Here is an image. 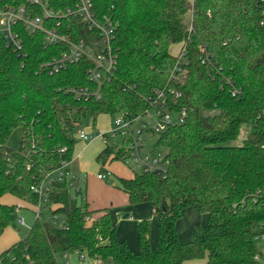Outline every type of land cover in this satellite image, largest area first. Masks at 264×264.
<instances>
[{"label": "trees", "instance_id": "16d2710c", "mask_svg": "<svg viewBox=\"0 0 264 264\" xmlns=\"http://www.w3.org/2000/svg\"><path fill=\"white\" fill-rule=\"evenodd\" d=\"M0 1L43 16L32 0ZM41 1L58 16L45 21L46 27L59 22V32L72 40L88 37L80 18L67 14L75 9V1ZM91 2L99 21L112 22L117 57L116 68L100 86L89 80L92 64L86 58L54 74L41 68L67 51V44L46 47L42 31L32 33L19 24L24 52L19 61L18 52L0 33V198L9 195L37 204L31 187L49 170L72 160L82 118L91 116L95 122L100 115L127 114L134 119L151 107L148 99L155 90L176 88L182 97L172 111L186 107L189 113L182 124L171 125L157 138L156 146L167 152V177L136 173L120 179L131 205H152L156 247L151 245L149 221L137 225L139 250L134 252L117 238L108 209L91 210L85 192L76 200L65 183H55L49 204L55 205L52 214L65 227L47 216L35 219L24 240L0 253V264H57L61 254L77 250L113 264L202 259L206 264H259L262 253L256 237L264 235V25L257 0H193L191 32L185 20L188 0ZM184 41L189 63L181 65L186 74L180 84L171 79L178 57L170 48ZM199 46L211 55V66L201 64ZM69 89H88L90 97L86 100ZM207 111L217 113L206 116ZM247 124L243 146H229ZM18 128L23 136L14 150L7 141ZM64 147L66 152L60 154ZM122 159L110 146L97 157L102 166ZM192 206L208 220L196 227L192 241L182 243L176 225ZM15 213V205L0 204V235L16 224Z\"/></svg>", "mask_w": 264, "mask_h": 264}, {"label": "built area", "instance_id": "2783aa9c", "mask_svg": "<svg viewBox=\"0 0 264 264\" xmlns=\"http://www.w3.org/2000/svg\"><path fill=\"white\" fill-rule=\"evenodd\" d=\"M75 1V9L68 10L67 14H74L80 18L82 23L88 29V37L79 40H72L69 36L63 35L59 32L58 27L60 23H56V27L51 28L45 26V21L57 18L56 12L49 7L48 2L41 0H32V3L38 5L43 16H35L25 7H14L9 4H4L0 1V33L4 35L7 45L12 47L14 51L18 52L19 61L24 55L23 43L16 30V26L23 24L28 31L35 33L42 31L45 36L44 46L58 45L61 43L67 44L68 50L62 52L59 57L53 58L51 61L41 65V68L50 69V73H58L68 67V65L79 62L81 59H88L92 66L88 69L89 80L96 82L98 86L104 79H109L110 75L116 68L117 57L112 46V22L105 18L104 21H99L96 17L93 4L91 0H73ZM261 7L260 24L264 25V0H257ZM192 17V15H191ZM188 31H192L191 23H189ZM187 42H183L177 57L176 72H172L171 79L179 81L181 77L185 76L186 71L182 66H187L189 61L186 50ZM199 55L201 64L204 66H211V55L204 46H199ZM182 65V66H181ZM77 96H83L87 100L90 95L88 89L72 90ZM236 95V90L232 92ZM95 95L98 96L96 92ZM182 97L180 90L172 87H165L164 89H157L149 97L151 107L146 110L144 115L138 116L134 119L127 118V114H120L114 117L111 129L108 134L113 137H121L122 145L116 147V151L122 154L123 161H129L131 167H134L136 173L156 174L162 178H166L169 172V160L167 159V152L163 155L162 149L158 150L156 144L154 149H147V136L157 135L166 131L171 125L182 124L188 116L189 110L186 107H181L179 111H172L176 106V100ZM148 116V120H142L139 124L135 122L139 119ZM75 139L84 143H89L94 136L88 134L85 130H79L75 133ZM33 145V143H32ZM67 148L59 149L60 154H64ZM29 150L26 149L23 153L26 155ZM73 161L63 162L59 168H54L45 173L40 182H36L31 190L39 198L37 204H31L25 201L26 204L34 206L35 219H42L47 216L54 225L65 227L64 221L57 215L52 214L55 208L54 204H49V193L55 183H65L76 200L83 197L84 190L81 183H85L86 179L73 168ZM112 176L108 170H104L97 174V178L105 180ZM85 198V197H84ZM18 203L15 205V212L20 209H25V203ZM235 207V206H234ZM94 217L90 219L93 221ZM19 223L24 224L25 218H19ZM264 240V235L256 237ZM76 256L80 261H84L87 255L80 251L73 253H63L59 257L65 260V264L69 263V258ZM259 264H264L261 257H257ZM59 264V262L57 263ZM113 264V263H107Z\"/></svg>", "mask_w": 264, "mask_h": 264}, {"label": "rangeland", "instance_id": "374dc122", "mask_svg": "<svg viewBox=\"0 0 264 264\" xmlns=\"http://www.w3.org/2000/svg\"><path fill=\"white\" fill-rule=\"evenodd\" d=\"M192 6H193V0H188V12L185 16L186 26L189 25V21L191 19ZM181 48L182 47L179 44L173 45L171 47V52L176 54L177 51H180ZM216 113H217L216 111H207L205 112V115L210 116ZM113 119L114 117L110 115H100L99 117H97L96 119L97 130L106 133L109 130ZM148 119H149L148 116L144 117L142 119L137 120L135 124L137 125L142 120H148ZM96 121L94 122V119L91 116L82 118L81 122L78 123L76 126L75 133H77L79 130H85L88 134L92 136L96 135L98 133V132H95L96 128L94 124L96 123ZM249 129H250V125L248 124L243 125L240 129L238 137L234 139L233 141L229 142L228 145L235 146V147L243 146V144L245 143V140L247 139ZM22 136H23V129L22 128L16 129L10 135L7 141V146L11 149L18 150L21 145ZM106 138H107L106 145L114 149H116L117 146L120 147L122 145L121 137H113L109 134H106ZM157 138H158L157 135L147 136V139H148L147 149H150V150L154 149V145L157 142ZM104 149H105L104 145L101 143L100 140L97 139L93 141L92 143L88 144L82 151L81 160L89 163V168L92 169L91 171L89 170L90 175L102 167L101 162H98V161L96 162V158L99 154L103 152ZM157 149L161 150V148H157ZM165 153L166 151L162 149V154L164 155ZM104 170H108L110 173H112L114 175V178L107 179V180H104V182L103 181L102 182L104 184H108V185L118 187V188H120V179H131L137 172V170L134 167H131L129 161H123V160H114V161L107 162L104 166ZM102 182L94 177L89 178L88 184H87V193L90 194V196L88 197L89 202L91 203L92 201L95 200L97 205H101L99 206V208L100 207L101 208L110 207L109 204H106V203H110L114 201V198L110 195L109 189H107V187H104L102 185ZM80 186H82V188L84 189L85 183H81ZM120 196L121 197L125 196L123 195L122 191L118 193V198H120ZM20 202L22 201L13 196H9V195H5L0 198V204H4V205H16ZM22 203H25V202H22ZM138 207L141 208V211L121 212V214H115V212L113 211L112 215H114V217L112 218H113L114 224L117 227V230H116L117 238L120 240L123 239V241L127 243L128 247L132 251L137 252L139 250V237H138L137 225L140 221L146 220V221H149L151 224L150 240L151 242H153V245L151 244L152 248L155 249L156 246H154V243L155 242L157 243V223L155 221L153 223L152 222L153 220H150L149 218L150 215L153 214L152 209H151V204H148V203L139 204ZM193 210H196V211H193ZM194 212L196 213L198 212L205 216V219H203V222L201 224H198V226L203 227L207 223V220H208L207 214L201 212L197 206H192L188 210L184 211L183 216L178 220L177 225H176L178 237L182 243H187L193 240V236L191 235L189 229H190V225L192 221L194 220V214H193ZM21 217L25 218L24 224L19 223V218ZM129 217H133V220L131 219H128L129 221L125 220V218H129ZM14 219H15L16 224L11 227H8L4 231V233L0 235V238H3V235L6 234L5 236L11 237L12 235L13 237L14 236L17 237L18 239L17 241L24 240L33 222L35 221L34 206L30 204H26L25 209H20L17 213H15ZM134 219L136 223H134L135 222ZM153 226H156L155 234H154ZM194 230H195V227L193 228V231ZM154 235H155V238H154ZM10 242L11 241H8L5 244L1 242L0 251H2L3 249H6V250L9 249L12 246L11 244L9 248H7L8 247L7 245H9L8 243ZM133 244H135V246ZM132 246L134 247V249H132ZM256 246H257V250L260 253H262V255L264 256V243L261 238L256 240ZM6 250H3L2 252ZM59 258L60 257H58V259ZM197 261H198L197 264H205L206 262L205 259L197 260ZM69 263L70 264H107V263H103L100 260L95 261L94 259H90L88 257L84 261L80 262L78 261V258L76 256H71L69 258ZM185 264H191V263L188 261V262H185Z\"/></svg>", "mask_w": 264, "mask_h": 264}, {"label": "crops", "instance_id": "0c3cea01", "mask_svg": "<svg viewBox=\"0 0 264 264\" xmlns=\"http://www.w3.org/2000/svg\"><path fill=\"white\" fill-rule=\"evenodd\" d=\"M179 45H181V47L183 46V44L182 43H180ZM172 47V46H171ZM178 52L179 51H177V53L175 54V53H172L171 52V48H170V53L173 55V56H177L178 55ZM97 121H96V123L94 124V126H95V128H96V131L95 132H98L96 135H94V138H93V140L91 141V142H89V143H84V142H82V141H78L77 142V144H76V146H75V152H74V156H73V159H74V161H73V168L76 170V171H78L80 174H81V176H83L85 179H86V181H85V187H84V192L86 193V200H87V202L89 203V206H90V209L91 210H102V209H108L109 211H110V213H111V216L112 217H114V215H112L113 214V211L115 212V214H121V212H136V211H141V208H139L138 207V205H131L130 203H129V199H128V196H127V194L126 193H124L120 188H118V187H114V186H111V185H108V184H104L103 182H104V180H100V179H98L97 178V174L99 173V172H102V171H104V166H102L101 168H99L97 171H95V172H93L91 175H90V171L92 170V169H90L89 168V163L88 162H86V161H82L81 160V154H82V151L84 150V148L88 145V144H90V143H92L93 141H95V140H100L101 141V143L104 145V147L106 148L108 145H106V141H107V138H106V134H108V132H109V130L111 129V125H110V128H109V130L106 132V133H104V132H101V131H98L97 130ZM82 146H84V147H82ZM80 147V148H79ZM79 148V149H78ZM100 155V154H99ZM98 155V156H99ZM97 156V157H98ZM96 162H97V158H96ZM90 170V171H89ZM91 177H94V178H97L99 181H103L102 182V185L104 186V187H107V189H109V192H110V195L114 198V201H112V202H110V203H106V204H109V206L110 207H105V208H99V206H101V205H97V203H96V201L94 200V201H92L91 203L89 202V196H90V194H88L87 193V184H88V180H89V178H91ZM134 177V176H133ZM112 178H114V175L112 174V176L111 177H109V178H107V179H112ZM107 179H105V180H107ZM95 180V179H94ZM120 191H122V193H123V195H125V196H123V197H121L120 196V198H118V193H120ZM97 206V207H96ZM116 206V207H115ZM115 207V208H114ZM190 208V207H189ZM189 208H187L186 210H188ZM151 209H152V213L153 214H151L150 215V220H153L152 222L154 223V221L157 223V221H156V217H155V214H154V209H153V207H152V205H151ZM185 210V211H186ZM193 211H196V210H193ZM198 211V210H197ZM194 214V220L192 221V223H191V225H190V233H191V235L193 236V233L195 232V230H196V227L198 226V224H201L202 222H203V219H205V216L203 215V214H200V213H196V212H194L193 213ZM128 219H131V220H133V217H129V218H125V220H127V221H129ZM112 220H113V218H112ZM134 221H135V219H134ZM133 221V222H134ZM200 222V223H199ZM134 223H136V221L134 222ZM195 227V230L193 231V228ZM153 228H154V234H155V229H156V226H153ZM193 231V232H192ZM157 234H158V227H157ZM6 234H4L3 235V238H0V243L1 242H3V244H5V243H7L8 241H11L10 243H8L9 245H7L8 247L7 248H9V246L12 244V245H14V244H16L17 242H19V241H17L18 239H17V237H13L12 235H11V237H9V236H5ZM122 238H124V237H122ZM154 238H155V235H154ZM187 238V237H186ZM121 240H123V239H121ZM181 242V241H180ZM188 243V242H187ZM151 244L153 245V242H151ZM134 246H135V244H133ZM154 246H156V242L154 243ZM132 249H134V247L132 246ZM3 250H6V249H3ZM2 250V251H3ZM2 251H0V252H2ZM261 258H262V261H264V256L262 255L261 256ZM78 261H80L79 259H78ZM95 261H98V260H95ZM58 262H59V264H65V260L62 258V257H60L59 259H58ZM80 262H82V261H80ZM186 262H188V261H186ZM191 264H197L198 263V261L197 260H195V261H189ZM68 264H70V263H68ZM183 264H185V262L183 263ZM205 264H206V262H205Z\"/></svg>", "mask_w": 264, "mask_h": 264}]
</instances>
